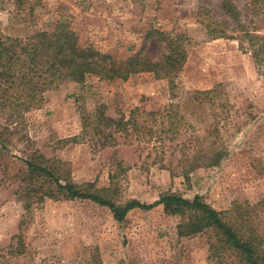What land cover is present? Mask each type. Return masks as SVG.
<instances>
[{"label": "rangeland", "instance_id": "obj_1", "mask_svg": "<svg viewBox=\"0 0 264 264\" xmlns=\"http://www.w3.org/2000/svg\"><path fill=\"white\" fill-rule=\"evenodd\" d=\"M225 1L264 36L249 0H23L20 10L16 0H0L4 37L26 39L65 22L82 47L117 63L135 56L160 62L178 36L186 53L173 78L151 72L113 81L91 76L83 85L46 92L33 108L32 101L30 109L0 107V264H244L224 249L220 258L212 255V231L179 236L182 218L165 214L163 206L135 209L118 222L107 207L58 195L28 167L46 166L61 184L92 185L91 192L122 205L200 196L264 240V207L258 206L264 200V64L258 67L237 41L209 35L208 26L228 21ZM219 85L216 106L192 100L194 92ZM101 106L114 119L135 111L161 142L148 134L131 140L115 134L116 143L109 138L101 146L83 124L86 116L94 121ZM171 106L180 114L174 126L165 115ZM216 113L221 120L214 121ZM214 136L225 157L218 166H204L210 143L204 138Z\"/></svg>", "mask_w": 264, "mask_h": 264}, {"label": "trees", "instance_id": "obj_2", "mask_svg": "<svg viewBox=\"0 0 264 264\" xmlns=\"http://www.w3.org/2000/svg\"><path fill=\"white\" fill-rule=\"evenodd\" d=\"M23 0H16L20 10ZM248 7L254 16L264 22V0H249ZM32 6L30 11H33ZM222 11L228 17V21L208 26L209 35L213 39L226 38L238 42L240 49L250 51L254 63L260 67L264 64V36L255 34L247 26L241 11L232 3L225 1ZM181 37H175L168 41L170 53L165 55L160 62H152L145 57L135 56L124 62L117 63L110 55L103 54L93 47H82L77 34L65 22H58L52 32H34L26 39L4 37L0 35V107L30 109L43 100V95L55 89H59L66 83L83 85L88 77L96 76L101 80L113 81L126 80L132 74L151 72L157 79L173 78L181 71L186 62V53L178 44ZM221 85L209 91H196L192 100L197 104L212 103L216 106L222 96ZM22 91L24 98L8 94L9 89ZM16 97L14 102L10 100ZM9 103V104H7ZM30 103V104H28ZM223 105V104H222ZM105 107L97 109L94 121L91 116L84 117V130L92 128L94 135L98 137L101 146L106 141L113 139L115 134H122L128 140L131 138H143L144 134L152 135L151 138L161 142L162 138L144 123L137 120L136 112L126 119L124 115L114 119L106 116ZM165 114L172 126L175 120H179V111L175 106L169 107ZM16 112V111H14ZM222 114L216 113L214 121L221 120ZM182 119V118H181ZM177 128L180 122H176ZM209 133V137L213 134ZM75 140V138H74ZM202 140V138H201ZM209 141V148L205 152L204 166H218L225 157V152L219 144L220 138H204ZM5 141L0 136V145ZM203 148V147H202ZM204 149V148H203ZM198 162V158L195 159ZM202 165V164H201ZM31 173L46 178L50 184L58 190V195L67 198L90 200L102 207H107L116 221L122 222L127 214L135 209L150 211L158 206H163L164 212L170 216H180L181 223L178 233L181 237H190L207 231L215 233L216 242L212 244V255L220 258L221 251H231L236 254L240 262L244 264H264V240L255 235L251 229L241 226L239 223L229 222L220 212L206 203L200 196L193 200L185 199L177 195H164L153 204H143L132 201L127 204H117L97 192H91L92 185L82 188L77 184L66 182L61 184L60 179L48 167L28 162ZM53 198V194H49ZM43 196L38 199L42 201ZM29 205L26 206L28 209ZM264 207V200L258 204ZM256 210V207L249 208ZM238 225V226H237Z\"/></svg>", "mask_w": 264, "mask_h": 264}]
</instances>
